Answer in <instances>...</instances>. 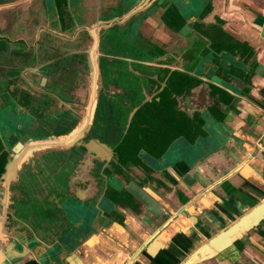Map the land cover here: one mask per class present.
I'll return each mask as SVG.
<instances>
[{
    "label": "flooded vegetation",
    "instance_id": "af4514ba",
    "mask_svg": "<svg viewBox=\"0 0 264 264\" xmlns=\"http://www.w3.org/2000/svg\"><path fill=\"white\" fill-rule=\"evenodd\" d=\"M144 1L119 0L108 19L95 22L83 20L80 6L56 1L55 12L45 8L48 22L36 13L29 18L35 26L25 38L14 18L0 12V179L17 144L35 146L31 162L14 167V183L3 188L0 181V195L26 198L34 210L39 202L36 215L57 236L79 231L85 216L121 222L125 210L137 212L124 190L129 182L147 188L162 160L178 151L186 158L207 137L209 122L237 113L238 98L223 78L240 80L245 45L213 27L199 28L203 46L195 48V69L165 67L166 52L152 41L153 31L140 29L154 15L179 32L190 0H150L135 11ZM201 1L204 18L212 0ZM192 60L189 54L183 62ZM69 218L76 226L68 228Z\"/></svg>",
    "mask_w": 264,
    "mask_h": 264
},
{
    "label": "crops",
    "instance_id": "0c3cea01",
    "mask_svg": "<svg viewBox=\"0 0 264 264\" xmlns=\"http://www.w3.org/2000/svg\"><path fill=\"white\" fill-rule=\"evenodd\" d=\"M56 1L60 0H0V12L14 18V29L22 33L18 37L25 38L26 32L34 30L35 26L29 18L36 13L39 20L48 22V11L45 8L49 7L50 11L55 12ZM117 2L119 0H67V6L69 5V8L80 6L84 11L83 20L95 22L97 19H108L110 7L118 6ZM211 4L205 17L200 18L206 9L204 2L201 0L187 2V6L181 11L187 18L186 24L177 33L168 29L160 21L159 16L154 15L140 30L153 31L152 41L157 42L166 52L162 59L166 60L164 66H176L179 70L196 67L199 50L195 48L198 45L203 46V38L198 33L199 28L213 27L215 31L219 30L224 35L240 41L247 51L243 53L242 58L247 64H243L242 67L250 74L251 90L242 93L244 84L239 79L228 75L224 77L228 92L238 98L237 113L232 110L225 111L226 117L219 125L209 122L205 127L208 134L202 139V143L194 145L195 149L189 152L186 158L178 154L179 151L173 156L169 155L166 164L170 167L166 172L160 173L161 168L158 169L152 174L156 180H150L143 185L157 195V201L165 211L175 215L187 204L188 197L221 182L210 192L207 193L205 190L203 200L207 206L201 201L192 205L187 218L178 215L174 223L150 245L161 244L152 257L147 253H141L132 264H181L200 245L264 199V0H212ZM193 21L196 23L190 24ZM105 31V35L109 37L111 33ZM189 54L193 62L188 66L183 61ZM8 142L13 141L9 139ZM190 164H194L192 168ZM241 164L244 166L239 172L229 177V174ZM187 166L190 168L188 173L196 184L186 191L180 186L179 180ZM178 193L180 196L177 197ZM21 200H13L10 204H13L11 208L16 210V216L19 214L23 219L20 214L26 211L24 210L26 208L22 210L18 204ZM25 203H28L27 200ZM28 211L32 223L42 219L41 215H36V209L29 207ZM31 211H34L35 215H32ZM143 217L144 214L125 210L120 216L121 223L97 215L93 219L89 236L82 237L86 233L82 231L77 236L76 246L81 252L82 262L125 264L150 235V231L141 222ZM84 219L87 217H83ZM83 220L80 219V222ZM41 223L43 229L48 230L45 217ZM20 227L21 224L16 223L15 227L12 225L11 230ZM37 230L34 229L36 236L40 232ZM40 233H45L44 245L50 242V235L55 238V234L49 231ZM67 256L68 253L62 250L58 262L48 264H66L64 259ZM202 264H264V222L217 258Z\"/></svg>",
    "mask_w": 264,
    "mask_h": 264
},
{
    "label": "water",
    "instance_id": "95a60500",
    "mask_svg": "<svg viewBox=\"0 0 264 264\" xmlns=\"http://www.w3.org/2000/svg\"><path fill=\"white\" fill-rule=\"evenodd\" d=\"M149 2L150 0H145L142 5L138 6L135 11L141 10L144 6H147ZM132 13H134V11ZM106 14L107 13H105L104 15L106 16ZM89 33L94 40L93 45L95 46L98 38L96 34V27H92L91 29H89ZM91 51H93V49ZM161 63L166 65V60H162ZM244 64L246 65L247 63L245 62ZM240 66L241 67L237 69V71L240 73V81L244 84L241 92H250V74L248 71H246V69L242 67L241 64ZM177 71H179V69ZM94 92L95 90L92 91V94ZM231 96L234 97V95L232 94ZM223 114L226 115V113ZM91 117L92 113L90 118ZM221 123H223V121ZM221 123H218V125ZM71 146L72 145H70V147ZM33 147L35 146L33 145ZM33 147L29 140L24 144H17L14 150L16 159L8 161V167L6 166V169L9 171V173L0 179L2 184L3 182H6V184L14 183V167H19L31 162L30 158ZM87 148L93 151L91 147ZM19 149H23V151L18 153ZM96 154H98V152H96ZM99 156L103 157L102 153H99ZM162 161L163 162L160 173H165L167 168L170 166L166 164L167 157L165 158V161ZM242 165L243 164H241L239 167H236L229 174V177L239 172ZM189 169V166H187V169L183 171L184 173L179 180L180 186L186 191L191 187H194L196 184V181L188 173ZM219 183L216 185H219ZM216 185L213 187H209L208 190L205 189L206 192L208 193L213 190ZM3 186L4 184L2 185V187ZM124 190L134 199L136 204L139 206L137 212H139V214H144L141 222L144 224V227L150 231V235L147 237L144 243L125 264H132L133 261L141 253H147L152 257L156 249L158 247H161V244L155 243L153 246L150 245L156 241V239L162 234L164 230L169 228L174 223L178 215L187 218L189 216L188 211L190 210L192 205H195L199 201H201L204 206H207V204H205L203 200V194L206 193L205 190H202L200 193L196 194L190 202L185 204L184 207H181L175 215H172L170 212L165 211L164 208L159 204V202L157 201V195L154 194L151 189L141 188L134 182H129L124 187ZM25 202L26 200L22 199L21 203H18L20 204V207H22V210L23 208H26L24 209L26 211H22L23 213L20 214L23 216L22 219L19 217V214L16 216V210L11 208L13 204H10V199L4 200L2 199V195H0V264H48L49 262L56 263L59 260V255L62 250L68 253V256L64 259L66 264H84L80 259L81 252L76 246L78 240L77 236L81 231L86 232L82 237L87 238L89 236V234L91 233L90 231L92 230L93 218L91 219L87 216H85L87 217V219L83 220L82 218L84 225L81 224V221V223L79 224V231L72 230L70 228L73 225L76 226V220L69 218L68 228L70 229L66 230L68 232H66L65 235L58 234L59 236H56L55 234V238L52 237L53 235L51 236L49 234L51 240L50 242H46L48 243V245H44L45 243H43V238L45 239V233L43 234L40 232L49 231L43 229L44 226L41 223V220L44 221V217L42 216L41 220L35 221L37 222L36 224H34L35 222L32 223V218L28 211L29 206L26 207L28 203ZM35 205L36 207L34 208L38 210L40 208L39 202L35 203ZM137 212L134 211V213L138 214ZM262 222H264V199L260 203L252 207L248 212L241 215L236 221L232 222L221 232L217 233L216 235L208 239V241L200 245L181 264H202L204 262L217 258L221 253L231 248L237 242L245 239L249 235V233L256 230ZM16 223H20L21 227L12 231L11 227L12 225L13 227H15ZM36 228L38 229L37 231H40L37 236L34 234V229ZM22 232H24L25 234Z\"/></svg>",
    "mask_w": 264,
    "mask_h": 264
},
{
    "label": "rangeland",
    "instance_id": "374dc122",
    "mask_svg": "<svg viewBox=\"0 0 264 264\" xmlns=\"http://www.w3.org/2000/svg\"><path fill=\"white\" fill-rule=\"evenodd\" d=\"M11 123V122H10ZM12 124V123H11ZM67 129H64L63 131H66ZM40 136H44V135H40Z\"/></svg>",
    "mask_w": 264,
    "mask_h": 264
},
{
    "label": "bare ground",
    "instance_id": "6f19581e",
    "mask_svg": "<svg viewBox=\"0 0 264 264\" xmlns=\"http://www.w3.org/2000/svg\"><path fill=\"white\" fill-rule=\"evenodd\" d=\"M244 166V164L241 166V168Z\"/></svg>",
    "mask_w": 264,
    "mask_h": 264
}]
</instances>
